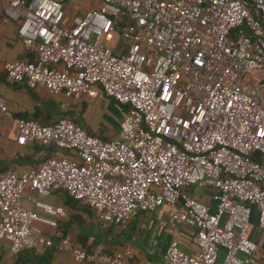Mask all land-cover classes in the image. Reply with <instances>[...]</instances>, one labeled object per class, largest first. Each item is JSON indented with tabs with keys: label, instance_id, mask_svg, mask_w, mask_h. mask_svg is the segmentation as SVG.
Returning a JSON list of instances; mask_svg holds the SVG:
<instances>
[{
	"label": "built area",
	"instance_id": "obj_1",
	"mask_svg": "<svg viewBox=\"0 0 264 264\" xmlns=\"http://www.w3.org/2000/svg\"><path fill=\"white\" fill-rule=\"evenodd\" d=\"M1 11L32 53L3 62L7 81L124 105L108 139L66 116L14 117L17 144L68 154L0 174V239L10 253L54 247L75 263L134 264L131 248L107 253L43 233L38 223L54 229L65 210L42 196L62 189L122 228L167 202L196 251L171 238L165 264H264L254 255L264 238V0H100L68 18L64 0H8ZM113 33L125 45H105ZM8 114L0 95V116ZM199 182L212 188L213 209L183 189ZM24 190L43 214L21 204ZM253 211L259 242L248 236Z\"/></svg>",
	"mask_w": 264,
	"mask_h": 264
},
{
	"label": "crops",
	"instance_id": "obj_2",
	"mask_svg": "<svg viewBox=\"0 0 264 264\" xmlns=\"http://www.w3.org/2000/svg\"><path fill=\"white\" fill-rule=\"evenodd\" d=\"M65 4L64 10L66 13ZM16 23L4 19L0 10V95L6 100L8 115L0 116V161L7 164V168L22 169L27 166L37 165L43 158L50 154L59 155L63 150L55 148L51 144H43L38 141L27 142L19 145L15 142L16 127L14 115L18 113H31L34 107L48 109L50 115L46 122H50L58 116H66L83 127L87 132L101 138H112L117 135L118 123L124 111V105L116 101L89 93L81 94L77 99L65 98L62 95L50 96L42 88L34 89L31 96L28 89L22 84H13L6 80L3 62L14 58H31L32 53L25 49L15 32ZM46 101H50L47 103ZM38 121L41 120L37 117ZM190 195L209 204L213 209L214 201L211 199L212 188L203 183L187 184L183 187ZM30 191L24 190L21 195V204L43 214L42 210L34 207L30 202ZM42 199L52 204H60L68 212L75 210L67 208L65 196L60 189L52 190ZM170 206L163 202L151 212H136L128 220L125 227L112 223H101V229H95L99 241L89 249L102 247L106 249L104 240L113 237V249L131 248L135 250L133 261L143 264H165L162 253L167 241L171 238L177 240L179 247L185 252H195L193 231L185 225L175 224L170 218ZM62 220L66 215L61 217ZM38 226L45 235L59 236L57 226L53 229L44 224ZM89 226V224H88ZM103 226V227H102ZM78 229L73 227L65 234L71 241L74 240ZM260 230L256 225V215L252 212L251 226L248 236L259 242ZM92 236H88L90 243ZM37 251L49 255L57 264H77L73 262L71 254L66 250H57L54 247L40 248ZM255 257L264 261V238L256 248ZM0 264H18L17 253H10L8 242L0 239ZM86 264V263H82Z\"/></svg>",
	"mask_w": 264,
	"mask_h": 264
},
{
	"label": "trees",
	"instance_id": "obj_3",
	"mask_svg": "<svg viewBox=\"0 0 264 264\" xmlns=\"http://www.w3.org/2000/svg\"><path fill=\"white\" fill-rule=\"evenodd\" d=\"M7 1L8 0H0V10H2V7L7 3ZM73 1L82 3L86 0H73ZM64 7H65V3H64ZM73 13H75V10L73 11ZM11 83L22 84L24 87L28 89L31 96H34V89L27 87L24 83H21V82H11ZM46 102L50 103V101H46ZM49 115H50V112L48 111V109H45V108L39 109L37 107H34L32 112L29 114L28 113H18V114H15L14 116L35 119L37 121H38L37 117H40L41 120L39 122H46L47 116ZM66 154H68V152L63 150L58 156L66 155ZM5 169H7V164L5 162L0 161V174ZM62 191L65 196L64 202H65L66 207L67 208L69 207L75 211L68 212L66 211V209H64L66 218L63 220L62 218L57 219L56 226H57L58 235L65 236L67 232H69L73 227H75L76 229H78V232L75 234L73 241L69 239L71 243L79 245L85 249H89L91 245L95 246L97 242L99 241V238L96 235L95 229H99V228L101 229V225L99 223L100 221L97 219L95 215L94 209L88 206L87 204L82 203L79 200L72 198L64 190ZM83 214L85 216L87 215V217H84ZM92 214L95 216L96 220L89 219V216H91ZM88 236H92L90 243L87 242ZM113 242L114 240L112 236H110L109 239L104 240V244L106 246L105 251L107 253H112L115 250L121 249V248L113 249ZM16 253H17L18 264H57L54 260L51 259L49 255H45L44 253L37 251L36 248H24V249L17 251ZM131 261L134 264H140V263L133 261L132 259ZM77 264H82V263H77ZM86 264H91V263H86Z\"/></svg>",
	"mask_w": 264,
	"mask_h": 264
},
{
	"label": "rangeland",
	"instance_id": "obj_4",
	"mask_svg": "<svg viewBox=\"0 0 264 264\" xmlns=\"http://www.w3.org/2000/svg\"><path fill=\"white\" fill-rule=\"evenodd\" d=\"M99 2H100V0H86L82 3L81 2H74L73 0H65L64 3L67 5V7H66L67 18L73 14L74 10H75V13H82L85 10L93 8L94 6L98 5ZM125 43H126V41L123 38H121L119 35H117L116 33L112 34V38L109 41H105V45H107L111 48H113L114 45H117V46L125 45ZM246 76L248 78L251 75L247 74ZM256 76H258V75H256ZM83 216L87 217V215L85 216L84 214H83ZM89 219L96 220V218L93 214L91 216H89ZM100 225H101V223H100ZM254 255H255V252H254Z\"/></svg>",
	"mask_w": 264,
	"mask_h": 264
}]
</instances>
